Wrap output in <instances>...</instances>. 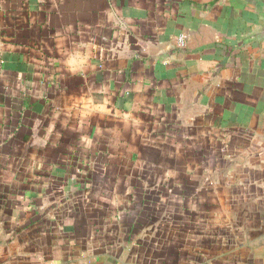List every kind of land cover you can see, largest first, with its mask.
Listing matches in <instances>:
<instances>
[{
    "label": "crops",
    "instance_id": "1",
    "mask_svg": "<svg viewBox=\"0 0 264 264\" xmlns=\"http://www.w3.org/2000/svg\"><path fill=\"white\" fill-rule=\"evenodd\" d=\"M263 25V0H0V264H264Z\"/></svg>",
    "mask_w": 264,
    "mask_h": 264
},
{
    "label": "water",
    "instance_id": "2",
    "mask_svg": "<svg viewBox=\"0 0 264 264\" xmlns=\"http://www.w3.org/2000/svg\"><path fill=\"white\" fill-rule=\"evenodd\" d=\"M252 40L260 42V43L264 42V25L259 31L253 34Z\"/></svg>",
    "mask_w": 264,
    "mask_h": 264
},
{
    "label": "built area",
    "instance_id": "3",
    "mask_svg": "<svg viewBox=\"0 0 264 264\" xmlns=\"http://www.w3.org/2000/svg\"><path fill=\"white\" fill-rule=\"evenodd\" d=\"M178 46L180 48H185L187 46V37L185 35L179 37Z\"/></svg>",
    "mask_w": 264,
    "mask_h": 264
},
{
    "label": "rangeland",
    "instance_id": "4",
    "mask_svg": "<svg viewBox=\"0 0 264 264\" xmlns=\"http://www.w3.org/2000/svg\"><path fill=\"white\" fill-rule=\"evenodd\" d=\"M162 208H163V206H162ZM160 209V208H159ZM164 209V208H163ZM242 257H244V256H246V255H241Z\"/></svg>",
    "mask_w": 264,
    "mask_h": 264
}]
</instances>
